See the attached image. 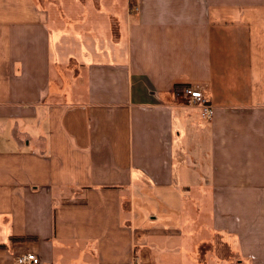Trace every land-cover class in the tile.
Returning a JSON list of instances; mask_svg holds the SVG:
<instances>
[{"label": "crops", "instance_id": "1", "mask_svg": "<svg viewBox=\"0 0 264 264\" xmlns=\"http://www.w3.org/2000/svg\"><path fill=\"white\" fill-rule=\"evenodd\" d=\"M130 1L112 57L0 0V264H264V0Z\"/></svg>", "mask_w": 264, "mask_h": 264}, {"label": "rangeland", "instance_id": "2", "mask_svg": "<svg viewBox=\"0 0 264 264\" xmlns=\"http://www.w3.org/2000/svg\"><path fill=\"white\" fill-rule=\"evenodd\" d=\"M40 5L45 6L46 0H36ZM54 8L61 7V13L68 14L66 23H56L54 30L58 31L60 38L59 46L64 52L73 54L76 50L74 39L70 36L80 35L85 39V35L93 33L98 35V43L107 45V40L112 43V57L119 56L124 50L125 45V28H126V11L130 10V0H49ZM127 3V5H126ZM49 6V5H48ZM81 8V9H80ZM127 8V9H126ZM135 9V8H134ZM64 10L66 13H64ZM133 10V9H132ZM136 11V10H135ZM59 12V13H60ZM77 13V14H76ZM74 29L73 34H67L66 26ZM83 29V31H79ZM81 32V33H80ZM96 36V35H95ZM110 38V39H108ZM112 39V40H111ZM123 55V54H122ZM202 89V88H201ZM203 90V89H202ZM204 91V90H203ZM181 91L177 94L181 101H187L182 97ZM187 105H189L187 103ZM200 116L205 120L201 114ZM208 121V120H205ZM222 254L228 256L230 252L225 249ZM220 250V251H221Z\"/></svg>", "mask_w": 264, "mask_h": 264}, {"label": "built area", "instance_id": "3", "mask_svg": "<svg viewBox=\"0 0 264 264\" xmlns=\"http://www.w3.org/2000/svg\"><path fill=\"white\" fill-rule=\"evenodd\" d=\"M181 91L182 97L190 106L198 107L205 120H210L213 115V109L207 100L205 92L199 87L184 86ZM37 257L34 254H21L16 256L15 264H34Z\"/></svg>", "mask_w": 264, "mask_h": 264}]
</instances>
